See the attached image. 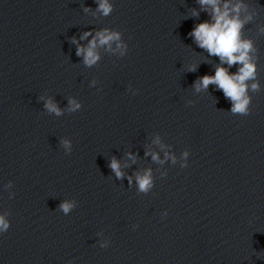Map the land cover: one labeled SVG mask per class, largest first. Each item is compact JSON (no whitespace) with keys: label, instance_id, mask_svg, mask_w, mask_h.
I'll return each mask as SVG.
<instances>
[{"label":"clouds","instance_id":"clouds-1","mask_svg":"<svg viewBox=\"0 0 264 264\" xmlns=\"http://www.w3.org/2000/svg\"><path fill=\"white\" fill-rule=\"evenodd\" d=\"M97 9L101 15L107 17L113 10L114 5L110 0H96ZM202 10L209 11L211 22L204 21L197 24L189 35L194 39L197 46L207 51L210 56H217L220 58V65L215 68L214 75H203L197 79L194 88L197 92L207 90L209 85H215L217 89L221 90L224 97L228 99L232 107L230 109L233 115L247 116L251 112L252 98L248 95L249 89L253 93L260 91V85L257 80V65L253 60L251 53H254L253 41L251 39L243 38V29L246 24L253 20V14L248 11L249 5L244 3V0H224L221 5V0H198ZM85 12L91 11L90 8H84ZM193 16H198L199 12L193 10ZM264 32V28L261 29ZM89 36L93 38L89 41L88 45H79L76 38L72 39L73 43L77 44L76 55L83 58V63L87 67L96 65L100 60V55L97 51L98 46H107L110 52H118L121 57H124L128 52V44L122 39V33L117 30L104 28L95 31L93 36L92 31H85L81 34L80 40H85ZM115 44V47H113ZM233 65H239L236 73H230L228 68ZM189 71H195V66H191ZM252 81L251 84L248 82ZM95 83V81H93ZM40 99L45 100L44 108L49 114H54L60 117L64 113L52 98L45 99L41 96ZM191 103V102H189ZM82 105L75 98H69L67 111L75 113L81 109ZM61 146L66 153H71L72 143L67 138H62ZM154 143L159 144L162 148L165 147L157 137ZM129 159L135 162V155L132 153L127 154ZM185 158V163L181 165L182 168L188 166L187 157L188 151L182 153ZM145 156H151L153 161L163 163L160 160L158 153L150 149L145 152ZM171 159L173 163L176 162L175 155L165 152V160ZM109 167L115 173L117 179H123L125 173L121 170L120 162L113 157L110 161ZM129 185L133 181L138 186V192L147 194L154 186V180L151 169H146L142 173L136 172L134 176L128 177ZM13 182L9 181L5 185L6 189H11ZM14 192H9V198L14 197ZM76 207L75 200H64L59 205V210L67 215ZM10 212H0V233H5L9 230L11 224L8 219ZM167 216V213H165ZM110 242H103L100 244L101 248H107ZM71 264V261L68 262Z\"/></svg>","mask_w":264,"mask_h":264}]
</instances>
